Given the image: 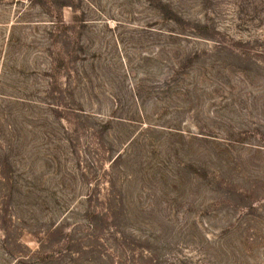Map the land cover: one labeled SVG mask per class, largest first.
Here are the masks:
<instances>
[{
    "label": "rangeland",
    "instance_id": "374dc122",
    "mask_svg": "<svg viewBox=\"0 0 264 264\" xmlns=\"http://www.w3.org/2000/svg\"><path fill=\"white\" fill-rule=\"evenodd\" d=\"M0 264H264V0H0Z\"/></svg>",
    "mask_w": 264,
    "mask_h": 264
}]
</instances>
